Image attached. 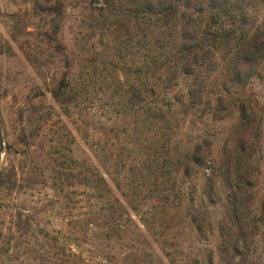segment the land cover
Listing matches in <instances>:
<instances>
[{"label":"rangeland","instance_id":"obj_1","mask_svg":"<svg viewBox=\"0 0 264 264\" xmlns=\"http://www.w3.org/2000/svg\"><path fill=\"white\" fill-rule=\"evenodd\" d=\"M49 7H56V10L61 8L63 21L54 39L60 44L59 47H64L71 65L68 72L74 80L81 71V59L86 60L93 52L98 54V66L87 71L93 76L87 88L88 96L81 99L79 108L71 110L69 116L63 114L48 92L66 71L59 53L61 48H55L54 39L46 37V33L51 35L60 16L57 11L48 12ZM103 7L102 0H0V130L4 142L0 172L13 167L22 184L25 183L27 170L34 166L31 155L37 157L35 162H41L38 157L39 144L47 149L53 142L60 141L61 146L65 147L61 153L68 162L74 160L104 173L100 158L98 160L85 143L84 135L88 138L100 137L107 146V154L114 157L113 163L118 162L116 157L122 153L121 162L126 169L148 157L152 158L149 152L156 147L181 152L205 138L210 141L209 160L217 164L224 145L235 140V137L232 138L235 127L233 115L224 120H215L211 115H203L199 111L188 115L179 111V106L174 102L176 97L183 94L186 80L177 76L169 86L167 78L171 72L166 67L167 58L163 57L154 59V62L149 60L147 83L160 94L151 102L154 100L157 106L164 107L173 102L172 109L166 112L164 129L142 122V115H139L140 118L117 115L118 97L113 98V94L127 84L138 83L134 72L138 68L145 69L139 57L119 61L114 50L105 53L103 46H100L98 33L89 38L93 23L90 16L94 14L92 8ZM248 13L249 21L256 20L259 24L264 17V6L252 4ZM108 62L111 66L107 72L102 70V66ZM221 70L219 67L205 78V83L214 82ZM37 92H42L43 96L38 97L32 105L39 112L32 118V125L27 123L23 127L26 126L29 131L32 127H38V119L46 121L39 126L38 140L31 147L30 156L27 153L22 156L24 149L17 143L20 128L17 114ZM243 92L255 107V122L249 131L248 141V151L252 152L253 164L257 166L253 184L255 224L244 244L247 258L234 254V262L264 264V62ZM163 171L165 175L161 182L168 195L169 208L162 217L158 201L151 199L153 194L148 192L153 184L152 177L140 186L139 197L124 199L112 179L114 170L110 171V176L104 174L123 208L122 219L111 224L116 231L107 245L91 243L79 233L77 225L70 227L68 222L80 218L84 205L73 209V202L67 205L66 201L55 195L49 183L22 192L12 203L16 204L14 207H25V217L21 223L27 220L32 228L15 234L8 255L11 261L0 257V264H51L50 260H44L47 249L42 245L41 237L63 247L66 253L76 254L80 264H223L224 243L218 229L221 205L220 201L211 204L206 195L212 169L193 173L190 177H184L181 171L175 172V168L168 164L164 165ZM118 178L123 182V175ZM216 186L218 189L219 180ZM72 190L75 201L80 198L78 196L84 187ZM193 210L198 214L206 213L203 235L198 234L189 222V214ZM13 212L12 208L0 210V227L4 233L13 226L10 220ZM93 228L90 226L87 233H91ZM117 238L128 247L134 244L132 240L136 242L134 247L126 248L119 240L116 241ZM229 255H233V252ZM47 256L51 255L47 253Z\"/></svg>","mask_w":264,"mask_h":264},{"label":"trees","instance_id":"obj_2","mask_svg":"<svg viewBox=\"0 0 264 264\" xmlns=\"http://www.w3.org/2000/svg\"><path fill=\"white\" fill-rule=\"evenodd\" d=\"M102 1L103 8H92L94 14L90 16L93 23L89 38L98 33L101 37L100 46H103L105 53L114 50L119 61L139 57L143 60L145 69L135 70L138 83L127 84L113 94V98L118 97L117 115L132 118H140L139 115H142V122L153 123L164 129L166 112L172 109L173 102H169L167 107L157 106L154 100L151 102L152 98L160 94L147 83L148 66L157 58L160 60L163 57L167 58L166 67L171 72L167 78L168 85H172L171 82L177 76L186 80L183 94L176 97L174 102L179 106V111L183 115L199 111L203 115H211L215 120H224L233 115L235 127L232 138L235 137V140L224 145L217 164L209 160L210 141L205 138L181 152L156 147L149 152L152 153V158L148 157L126 169L121 162L122 153H118L116 157L118 162L113 163L114 157L107 154V146L100 137L88 138L84 135L85 143L98 160L100 158L104 173L87 164L75 163L74 160L68 162L61 153L65 147L61 146L60 141L53 142L47 149L39 144L38 157L41 162H35L37 157L31 155L34 166L27 170L25 183L19 182L18 173L13 167L0 172V210H14L10 215L13 226L7 228L5 233L0 227V257L11 261L8 255L15 234L32 228L27 220L21 223L25 217V207H14L16 204L12 203L22 192L42 183H49L55 195L60 196L67 205L73 202V209L84 205L81 206L84 212H81L80 218L68 222L70 227L77 225L79 233L91 243L107 245L113 240L112 234L116 231L111 224L122 219L123 208L104 174L110 176V171L114 170L112 179L116 190L120 191L124 199L139 197L140 186L152 177L153 184L148 192L153 194L151 199L158 201L162 217L169 208L168 195L161 182L165 175L163 167L168 164L175 168V172L181 171L184 177L212 169L206 195L211 204L220 201L221 205L218 229L219 237L224 243L223 264H235L236 254L246 259L244 244L246 245L255 224L253 184L257 166L253 164L252 152L248 151L249 131L255 122V107L244 96L243 91L264 62V17L259 24L256 20L249 21L248 11L252 4L264 6V0ZM49 11L60 15L51 35L46 33L48 39H54L63 21V14L61 8L56 10V7H49ZM54 41L57 45L54 47L61 48L56 39ZM59 53L63 57L66 71L48 92L63 114L69 116L71 110L79 108L81 99L88 96L87 88L92 83L93 76L87 71L98 66V54L93 52L86 60L81 59V71L76 76L77 80H74L68 72L71 65L65 56L64 47ZM110 66L109 62L104 63L102 70L108 72ZM219 67L222 70L218 78L211 84H206L205 78L215 73ZM40 96H43L42 92L35 93L27 101V106L17 114L20 125L17 143L24 149L21 155L27 153L30 156L31 147L38 140L39 126L46 121L38 119V127H32L29 131L26 126L23 127V124L31 123L32 118L38 114V108L32 104ZM23 162L25 160L20 165ZM120 175H123V182L118 178ZM218 180L220 186L217 189L215 186ZM75 187H84V190L79 194L80 198L73 201L72 189ZM83 202L86 203L82 204ZM189 222L198 234L203 235L207 223L206 213L198 214L193 210L189 214ZM90 226L95 228L87 233ZM32 232L34 233V229ZM37 236L40 237L39 234ZM118 240L119 238L116 241ZM40 241L51 255L48 257L46 253L45 261L50 260L51 264H80L78 256L73 252L66 253L63 247L57 246L55 242L51 243L45 237H41ZM118 242L131 248L136 241L132 240L134 244L129 247L121 240ZM231 251L233 255H229Z\"/></svg>","mask_w":264,"mask_h":264},{"label":"water","instance_id":"obj_3","mask_svg":"<svg viewBox=\"0 0 264 264\" xmlns=\"http://www.w3.org/2000/svg\"><path fill=\"white\" fill-rule=\"evenodd\" d=\"M3 150H4V142H3V138H2V134H1V130H0V164H1V160H2Z\"/></svg>","mask_w":264,"mask_h":264}]
</instances>
